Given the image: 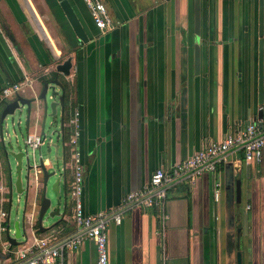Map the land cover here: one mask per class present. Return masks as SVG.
<instances>
[{"label": "crops", "instance_id": "1", "mask_svg": "<svg viewBox=\"0 0 264 264\" xmlns=\"http://www.w3.org/2000/svg\"><path fill=\"white\" fill-rule=\"evenodd\" d=\"M68 1L87 41L78 39L57 0H0V89L21 84L0 101V114L17 95L34 96L44 81L64 86L59 161L46 167L54 164L65 195L58 218L39 226L40 183L32 179L31 205L10 219L0 122V264H12L15 250L38 239L54 245L77 232L70 195L75 148L84 167L82 207L93 214L121 205L154 170L222 140L238 125L264 128L258 0H211L212 6L208 0H103L113 21L105 31L94 26L83 0ZM67 58L64 74L56 67ZM35 104L25 135L42 133V107ZM15 221L21 238L11 246L7 233L13 236ZM238 251L242 264H264V155L255 163L232 152L214 172L171 187L162 205L126 208L120 223L108 227L109 264H236ZM63 259L96 264V245L84 240Z\"/></svg>", "mask_w": 264, "mask_h": 264}, {"label": "built area", "instance_id": "2", "mask_svg": "<svg viewBox=\"0 0 264 264\" xmlns=\"http://www.w3.org/2000/svg\"><path fill=\"white\" fill-rule=\"evenodd\" d=\"M83 2L88 8L94 26L99 31L113 27L111 15L103 0H83ZM20 85L18 82H12L3 86L0 89V101L16 94ZM74 119L73 122L77 126V118ZM78 135L79 131L75 128L71 144H76ZM43 141L44 136L41 133H29L24 137V144L33 155L40 149ZM238 151L242 152L246 161L260 163L264 155V128H258L252 122L238 125L234 130L227 132L222 140L203 146L191 156L167 169L154 170L148 183L140 189L126 192L122 204L116 208L88 214L84 212L81 202L84 167L81 153L75 148L73 150L74 176L70 183V195L74 200L73 218L78 227L77 232L54 245H50L46 238H41L23 249H17L14 251L12 264H64L65 251L77 247L87 239H91L96 245V264H109L108 227L110 223H120L124 209H132L136 205L144 207L162 205L171 187L186 179L193 180L203 172H214L217 165L225 161L230 153ZM36 172L34 181L37 186L40 172L37 169ZM0 214L5 213L0 212Z\"/></svg>", "mask_w": 264, "mask_h": 264}, {"label": "water", "instance_id": "3", "mask_svg": "<svg viewBox=\"0 0 264 264\" xmlns=\"http://www.w3.org/2000/svg\"><path fill=\"white\" fill-rule=\"evenodd\" d=\"M61 10L63 11L64 15L66 16L68 22L70 23L73 31L77 35L78 39L81 42L87 41V36L85 34L84 29L82 28L79 20L75 12L73 11L72 6L70 5L68 0H57ZM264 25V0H258V32L259 35L262 36L263 34V26ZM262 39L259 40V71L262 70V60H263V51H262ZM71 67V59L67 58L61 64H58L56 69L64 74H69V69ZM35 102H40L42 107V117H41V128L42 133L44 131V124L46 118L53 117L57 114V107L60 108L63 106V88L61 87L60 82L57 79H52L49 81L42 82V86L34 96L30 98H25L20 95H17L13 100L7 102L0 114V122L1 128L8 116H12L16 110L22 111L25 109L26 112V126L29 125L30 115L33 108L37 109L38 105ZM259 118H262V110L259 111ZM61 120V116H60ZM55 132V131H54ZM41 133V134H42ZM3 143V154L6 160L11 157L15 159L17 162V178L15 182V190L17 193H23L28 188H30L31 180L35 179L36 176V169L39 170V177L38 182L40 183V199L38 204L37 210V223L41 226L42 220L47 214L48 217L52 218L59 215V207L57 206L58 201L62 198L65 200L64 191L62 194L59 192V180L60 176L58 171L56 170L53 163H51L50 167H46L47 165V158L44 157L41 152L39 151V155L36 158L35 155H32V162H29L28 156V148L25 146L23 151L20 145L16 146L15 148H11L8 151L5 150L4 146V139L2 140ZM25 156L26 165H27V177L26 182L23 184L21 179V167H22V159ZM8 167L9 162L7 160ZM32 177V178H31ZM10 178V197H9V205L11 203V177L9 172ZM50 188L52 192H54L55 197L52 199L50 196H46V190ZM37 197L35 196V199ZM240 199V180H236V200L239 201ZM54 200V201H53ZM25 204L28 208L31 205V201H28L27 195L25 196ZM21 238V229L18 226V222L15 221L14 223V234L13 236H9L7 233V241L12 246H16L18 244L17 239ZM236 264H242V257L241 252L238 251L236 253Z\"/></svg>", "mask_w": 264, "mask_h": 264}, {"label": "rangeland", "instance_id": "4", "mask_svg": "<svg viewBox=\"0 0 264 264\" xmlns=\"http://www.w3.org/2000/svg\"><path fill=\"white\" fill-rule=\"evenodd\" d=\"M211 2V0H208ZM240 1H245V0H240ZM214 2H211V5ZM207 6L209 7V2L207 3ZM203 9V8H202ZM201 9V11H202ZM201 16V14H200ZM60 116L58 113L53 116V117H47L45 124H44V141L43 144L41 145V154L46 157L48 160H52L55 163H58V159L56 158L55 154V144H58V139H57V134L56 131L60 129ZM55 131V132H54ZM26 133V112L25 109L22 111L16 110L15 113L12 116H8L3 125H2V135L4 137V146L5 150H9L11 148H15L16 146L20 145L24 151L25 149V144H24V137ZM28 156H29V162H32V155H31V150L28 149ZM2 154H3V149H2ZM34 155L36 158L39 155V151L36 150ZM4 157V154L3 156ZM4 161L6 162L5 169L7 172V175L10 172V177H11V203H10V219L14 217V215L17 213L18 215L23 214V211L25 210L26 204H25V196L27 195V198L30 199V188L27 189V192L23 193H17L15 190V182L17 178V162L15 159L9 157L7 160L9 162V167L6 158H3ZM47 160V161H48ZM27 165H26V160L25 156L22 159V167H21V179L23 184L26 182V177H27ZM9 178L7 177L6 180V186L9 189ZM46 196H50L52 199H54L55 194L52 192L50 188L46 190ZM30 201V200H28ZM54 201V200H53ZM58 217H48L47 214H45L43 218V224H45L46 220L48 221H53L56 220Z\"/></svg>", "mask_w": 264, "mask_h": 264}, {"label": "trees", "instance_id": "5", "mask_svg": "<svg viewBox=\"0 0 264 264\" xmlns=\"http://www.w3.org/2000/svg\"><path fill=\"white\" fill-rule=\"evenodd\" d=\"M62 88H63V90H64V86L62 85Z\"/></svg>", "mask_w": 264, "mask_h": 264}, {"label": "flooded vegetation", "instance_id": "6", "mask_svg": "<svg viewBox=\"0 0 264 264\" xmlns=\"http://www.w3.org/2000/svg\"><path fill=\"white\" fill-rule=\"evenodd\" d=\"M257 8H258V2H257Z\"/></svg>", "mask_w": 264, "mask_h": 264}]
</instances>
